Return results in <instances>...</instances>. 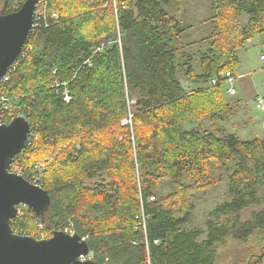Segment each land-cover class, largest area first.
<instances>
[{"label":"trees","instance_id":"obj_1","mask_svg":"<svg viewBox=\"0 0 264 264\" xmlns=\"http://www.w3.org/2000/svg\"><path fill=\"white\" fill-rule=\"evenodd\" d=\"M26 1L0 0V15ZM174 3L38 0L1 84L0 125L30 122L13 164L51 205L14 219L15 233L40 238L38 220L51 232L72 226L100 264L264 263V139L224 125L241 112L224 77L264 32V0H210L199 72L185 49L196 43L183 41L193 26L171 13ZM130 100L132 128L123 124ZM223 183L228 199L192 227L201 197Z\"/></svg>","mask_w":264,"mask_h":264},{"label":"water","instance_id":"obj_2","mask_svg":"<svg viewBox=\"0 0 264 264\" xmlns=\"http://www.w3.org/2000/svg\"><path fill=\"white\" fill-rule=\"evenodd\" d=\"M37 3L38 0H27L19 10L0 15V88L2 79L28 41ZM30 132V122L24 117L0 125V264H100L95 260H79L80 256L90 253L87 241H82L79 235L56 231L50 239L39 240L14 232L12 221L19 205H28L38 215L44 214L51 205L50 195L44 188L10 172Z\"/></svg>","mask_w":264,"mask_h":264},{"label":"rangeland","instance_id":"obj_3","mask_svg":"<svg viewBox=\"0 0 264 264\" xmlns=\"http://www.w3.org/2000/svg\"><path fill=\"white\" fill-rule=\"evenodd\" d=\"M174 1L176 3H174L171 13L173 12L177 4L178 7L181 9V13L189 17V20H188L189 25L193 24L196 27H198V29L196 28V30H194L191 33V36H192V39H194L193 43L200 45L199 47H197L196 50H199V49L204 50V47H206L207 45L206 41L212 36L211 35L212 29L210 27H207V30L203 29L204 25H207L205 24V21L209 17L208 16L209 15L208 4H210V0H174ZM244 17L245 18H243V22H242L243 25L247 24L249 20L248 16H244ZM186 34L187 35H185L183 39V41H185V44L189 42L190 41L189 38H191L190 33L187 32ZM255 39L253 38L252 40L247 41L244 47L238 49L237 56L240 61L241 59H251V60L253 59L256 66H258V67L255 66V68H257L255 69L256 73H260V71L263 69L261 64L264 65V62H261L260 60V56L262 53H264V51H262L260 48L257 47L258 43ZM202 41L206 43H203ZM196 50H192L195 55H197V52H198ZM198 60H196L197 62L194 64L195 68L196 66L197 68L199 67ZM263 77H264V74H259L258 80L262 79ZM179 78L184 85L186 86L188 85L187 80L185 79L183 74L180 75ZM230 98H235V96L230 97ZM230 98L226 94V99L228 100ZM261 99L263 100V104H262V107L260 108L258 107V104H259L258 98L256 99V101L254 99H251L247 102H243L245 106L241 107V112L233 120L224 123L225 127L230 132L237 134L243 140H251L255 138L264 139V98L261 97ZM234 100L236 101V99ZM128 104H130V101ZM242 111H246V112H242ZM125 126L131 127L130 125H125ZM132 127H133V122H132ZM204 196L205 195H203L200 201L198 202V205H197L198 209L195 214L194 222L191 225L192 227H195V228L205 227L204 223L207 218V214L212 209L217 207V205L221 204L222 202L228 199L226 183L219 185L215 190L207 193L205 197ZM17 218L18 216H16L14 219H17ZM229 257L230 256H228V258Z\"/></svg>","mask_w":264,"mask_h":264},{"label":"crops","instance_id":"obj_4","mask_svg":"<svg viewBox=\"0 0 264 264\" xmlns=\"http://www.w3.org/2000/svg\"><path fill=\"white\" fill-rule=\"evenodd\" d=\"M173 12L175 13V15L179 14V16L183 17L185 19V21H187V24L189 25V21H188L189 17L187 15L186 16L183 15L181 13V9L178 6H177V10H175ZM182 12H183V10H182ZM184 14H186V13H184ZM190 26H193V28L189 29L187 32L190 33L191 38H189L190 41L187 42L186 44L194 42V39H192L191 33L194 30H196V28L198 29V27H196L193 24ZM207 27H209V26L204 25L203 29L207 30ZM255 38L254 39L258 43L257 47L260 48L262 51H264V32L262 34L256 36ZM199 46L200 45H197V44L194 46L189 45L185 49L187 51H190L191 49L196 50L197 47H199ZM196 51H198V52H197V55L194 56L195 57L194 59L198 60V58H200V55H201V52H200L201 49L196 50ZM262 57H264V53H262L260 56L261 62H264V60H262ZM255 66H256V64L254 63L253 59L252 60L251 59H241V61L239 60L238 67H237V75L234 76L236 78L235 86H237L236 87L237 94L235 95V98H230L231 96L228 95L230 98V99H228L229 101H235L234 99H236V101H240V104L242 107V106H245L243 102H247L251 99H254L256 101V99L259 97L264 98V77L262 79L258 80V75L264 74V65L261 64L263 69L261 71L259 70L260 73H256L255 69H257V68H255ZM256 67H258V66H256ZM197 71L199 72L200 70L197 68ZM225 88H227V87L225 86ZM242 112H246V111H242Z\"/></svg>","mask_w":264,"mask_h":264},{"label":"built area","instance_id":"obj_5","mask_svg":"<svg viewBox=\"0 0 264 264\" xmlns=\"http://www.w3.org/2000/svg\"><path fill=\"white\" fill-rule=\"evenodd\" d=\"M40 11L39 10H36V12H35V15H34V25H33V28H34V26H35V21L37 20V15H39L40 13H39ZM33 30V29H32ZM262 59H264V57H262ZM226 77H227V80H226V87L227 88H225L226 89V93H227V95H229V96H231V97H234L236 94H237V92H236V86H235V83H236V78L232 75V74H230V73H228L227 75H226ZM7 78H4V79H2V82L3 81H5ZM212 83L213 84H217L218 83V81L216 80V79H214L213 81H212ZM20 117V116H19ZM124 124H125V121H124ZM129 125H131L132 126V124L131 123H129ZM10 172L11 173H15V174H18V175H22V168H20L18 165H14L13 163H12V165H11V168H10ZM23 176V175H22ZM28 180V179H27ZM30 182H32V181H30ZM34 185H37V186H40V187H42L43 188V186H42V184H40V181L39 180H35L34 182H32ZM18 213H17V216H22V215H24L25 213L24 212H26V210H32L28 205H26V204H21V205H19L18 207ZM37 226H38V228H39V231H40V238H38L39 240H46V239H50L52 236H53V234H54V232H56V231H48V230H46V227H45V225H44V223L41 221V220H38L37 221ZM67 234H69L70 236H75L76 235V233H75V231H74V229H73V227L72 226H70V227H68V229H66V230H64ZM82 241H87V237H84V238H82ZM156 243H158V242H156ZM79 260L81 261V262H86V261H89V260H94V253L93 252H91L90 251V253L88 254V255H82V256H80V258H79Z\"/></svg>","mask_w":264,"mask_h":264},{"label":"bare ground","instance_id":"obj_6","mask_svg":"<svg viewBox=\"0 0 264 264\" xmlns=\"http://www.w3.org/2000/svg\"><path fill=\"white\" fill-rule=\"evenodd\" d=\"M37 8H38V4H37V7H36V10H37ZM31 33H32V31H31ZM30 36H31V34H30ZM30 36H29V38H30ZM28 38V39H29ZM13 65V64H12ZM12 65H11V67H12ZM10 67V68H11ZM10 68H9V70H8V72L10 71ZM8 72H7V74L4 76V78H7V75H8ZM228 74V73H227ZM226 74V75H227ZM231 74V73H230ZM226 75H225V80L227 79V77H226ZM3 78V79H4ZM214 79H216L217 81H218V79L216 78V77H214L213 79H212V81L214 80ZM219 82V81H218ZM213 84V83H212ZM227 94V93H226ZM64 100H65V102H69L70 100H71V95H70V92H66L65 94H64ZM258 107L260 108V107H262V104H263V100L261 99V97H259L258 98ZM136 104V101H131L130 100V111H129V116H128V118L127 119H125L124 121H125V125H129V123H131L132 124V122H133V117H134V114L132 113V107L134 106ZM20 117H24V118H26L25 116H20ZM27 119V118H26ZM28 120V119H27ZM124 123V122H123ZM31 125V124H30ZM131 126V125H130ZM132 127V126H131ZM31 131H32V128H31ZM30 137H31V132H30V134H29V140H30ZM29 140H28V142H27V144L29 143ZM27 144H26V146H27ZM26 146H25V148H26ZM25 148H24V150H25ZM23 150V151H24ZM22 151V152H23ZM21 152V153H22ZM20 153V154H21ZM18 156V155H17ZM158 244V243H157Z\"/></svg>","mask_w":264,"mask_h":264}]
</instances>
